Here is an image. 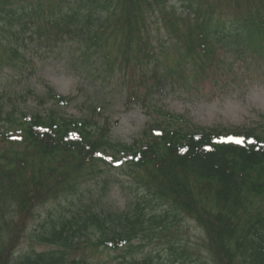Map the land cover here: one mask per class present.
I'll use <instances>...</instances> for the list:
<instances>
[{"label":"trees","instance_id":"1","mask_svg":"<svg viewBox=\"0 0 264 264\" xmlns=\"http://www.w3.org/2000/svg\"><path fill=\"white\" fill-rule=\"evenodd\" d=\"M168 1L154 0L147 5L157 3L163 7L165 20L177 22L170 18ZM186 2L182 0L192 27L186 31L184 58L191 53L192 58L212 59V67L239 76V85L258 58L264 61V0ZM120 4L121 0H0V66L20 63L27 67L25 54L19 50L22 46L39 39V43L50 41L53 36L62 40L66 35L85 43L80 60L86 63L88 52L100 42L95 25L103 18L111 19L113 12L107 17L103 13ZM146 19L143 14L136 22L144 24ZM176 20L183 25L179 16ZM178 45L174 66L183 68L185 60ZM125 47L117 50L116 58L125 55L132 60L145 52L135 39H128ZM219 51L232 58L215 60ZM11 92L19 95L16 90ZM5 97L11 98L10 92ZM56 101L68 100L59 96ZM1 117L2 135L20 132L23 140L20 146L9 143L7 157H0V262L100 264L90 262L87 253L100 246L128 244L114 264H165L155 261L158 253L151 251L142 258L139 253L155 238L168 239L165 235L170 234L171 238L162 242L172 257L167 264H264V126L261 130L246 126L218 131L193 127L186 119L183 123V118L180 122V116H173L156 123L160 134L149 131L132 146H117L107 139L109 127L98 125L93 116L68 119L53 110L27 114L13 105L3 110ZM223 134L232 137L225 140ZM108 150L114 156L125 155L129 168L149 192L150 198L138 202L134 209L114 212L77 197L79 183ZM96 151L104 154L98 157ZM61 198L65 205L49 212L26 236L48 248L39 252L32 248L2 261L4 244L16 222L13 217L6 223L8 210L18 203L17 217L22 225L35 216L36 206ZM157 205L166 207L158 211ZM187 220L201 229L198 243L182 242L179 236ZM137 239L138 245L132 242ZM201 245L202 256L193 250Z\"/></svg>","mask_w":264,"mask_h":264},{"label":"rangeland","instance_id":"2","mask_svg":"<svg viewBox=\"0 0 264 264\" xmlns=\"http://www.w3.org/2000/svg\"><path fill=\"white\" fill-rule=\"evenodd\" d=\"M58 56L53 54L47 56L43 53L42 57L36 58L34 61L36 71L29 77L23 76L24 81L18 77H15L14 81L10 80L12 74L20 70L3 68L0 71V89L8 85L11 90L21 93L12 100L17 102L18 108L30 112H46L53 109L58 113L77 116L90 113L89 109L95 104L98 107L103 105L105 110L102 111L100 119L107 118L112 124V137L125 143H130L140 136L149 123L163 119L162 115L157 113L159 109L163 112L167 110L175 116H184L191 124L202 127H258L264 123L260 116L261 113L264 114V63L261 61V64L257 61L250 71L251 79L247 77L239 85L235 83V79H238L236 76L210 68L197 85L189 88L181 86L177 90L167 87L161 93L154 91L153 100L149 102V106H145L134 97L131 100L126 99L127 92L134 91L138 97L147 91L137 78L132 80L126 78L124 82L122 79H115L110 84H104L101 82L102 77L95 80L82 76L77 66L80 72L68 59ZM239 67L242 68L243 65ZM177 76L185 77L183 72ZM138 78L141 79L140 76ZM46 85H50L58 94L74 96L75 101L67 108L57 109L46 96ZM133 179L120 170L102 167L94 178L80 186L82 195L77 197L91 198L94 206L108 210L132 209L133 201L144 193ZM55 204L56 202L42 205L38 209L35 222L30 221V223L36 224L50 208L55 210ZM62 204L65 205V202ZM15 228L20 227L15 226ZM183 229L180 236L188 239L190 243L202 238L201 230L196 228L192 221L188 220L184 223ZM19 237L18 231L11 234V240L7 244L8 254L19 255L30 248V242L24 238L20 241ZM34 248L36 251L46 249L45 246L38 244L34 245ZM153 248L155 252H162L157 262L169 263L172 260L169 252L165 251L167 246L163 245L146 246L143 254L149 253ZM108 255L106 251L97 257L104 261ZM3 260H6L5 257ZM5 263V261L0 262V264Z\"/></svg>","mask_w":264,"mask_h":264}]
</instances>
